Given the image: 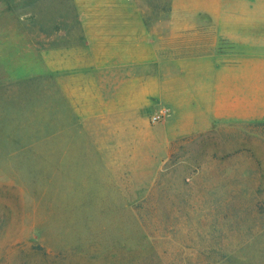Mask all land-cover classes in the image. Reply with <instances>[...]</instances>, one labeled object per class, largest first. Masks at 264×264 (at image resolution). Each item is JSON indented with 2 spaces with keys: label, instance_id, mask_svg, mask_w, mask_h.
<instances>
[{
  "label": "rangeland",
  "instance_id": "obj_1",
  "mask_svg": "<svg viewBox=\"0 0 264 264\" xmlns=\"http://www.w3.org/2000/svg\"><path fill=\"white\" fill-rule=\"evenodd\" d=\"M188 21L177 0H0V264H264V122L152 121L155 53L227 47Z\"/></svg>",
  "mask_w": 264,
  "mask_h": 264
},
{
  "label": "crops",
  "instance_id": "obj_2",
  "mask_svg": "<svg viewBox=\"0 0 264 264\" xmlns=\"http://www.w3.org/2000/svg\"><path fill=\"white\" fill-rule=\"evenodd\" d=\"M177 3L192 20L182 29L210 24L227 47L176 58L154 54L152 103L162 106L168 137L187 138L233 122H264V0ZM195 14L202 20L195 22Z\"/></svg>",
  "mask_w": 264,
  "mask_h": 264
},
{
  "label": "built area",
  "instance_id": "obj_3",
  "mask_svg": "<svg viewBox=\"0 0 264 264\" xmlns=\"http://www.w3.org/2000/svg\"><path fill=\"white\" fill-rule=\"evenodd\" d=\"M162 115H164V112H161L159 114H156V115L152 116V121L153 122L159 121L161 119Z\"/></svg>",
  "mask_w": 264,
  "mask_h": 264
}]
</instances>
